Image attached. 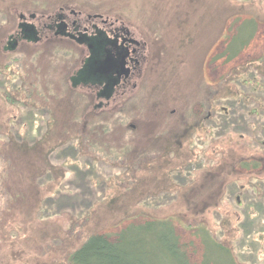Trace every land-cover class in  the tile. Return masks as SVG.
<instances>
[{
	"label": "rangeland",
	"instance_id": "obj_1",
	"mask_svg": "<svg viewBox=\"0 0 264 264\" xmlns=\"http://www.w3.org/2000/svg\"><path fill=\"white\" fill-rule=\"evenodd\" d=\"M95 14L145 47L123 98L112 86L97 101L77 93L97 84L99 64L47 31L48 17L82 32ZM245 27L251 41L227 60ZM7 142L44 156L29 162L38 173L0 156V175L15 180L0 194V264H68L90 235L114 241L152 220L172 223L192 264L207 234L237 264H264V0H0V147ZM253 161L260 171L244 172Z\"/></svg>",
	"mask_w": 264,
	"mask_h": 264
},
{
	"label": "trees",
	"instance_id": "obj_2",
	"mask_svg": "<svg viewBox=\"0 0 264 264\" xmlns=\"http://www.w3.org/2000/svg\"><path fill=\"white\" fill-rule=\"evenodd\" d=\"M49 19L53 17H48ZM33 20V19H30ZM241 26V25H240ZM239 34L233 36L230 41L229 52L231 57L230 60L236 56L242 48L248 45L253 37L252 32L248 27L244 28V34L242 37ZM74 73V71H73ZM73 76V75H72ZM71 76V77H72ZM69 77V80L70 78ZM69 90H76L77 88L72 87L71 84L67 87ZM86 89L91 96V89L86 87H79L77 93H81V90ZM97 101L98 98H95ZM109 101H115L114 98L110 97ZM105 100L106 102L108 101ZM112 102V103H113ZM99 103L93 105V110L101 111L104 108ZM190 118V116H188ZM199 119V118H198ZM209 119V118H208ZM206 120L205 117H201L198 121L203 123ZM210 120V119H209ZM208 120V122H209ZM226 119H223V122ZM215 124V120H210ZM217 121V120H216ZM205 123H207L205 121ZM195 124V123H194ZM200 124H195L198 126ZM5 150L0 147V156L5 161L11 162L15 160L14 156H20L24 158V162L27 163L28 171L35 170L40 172L36 167L34 168L30 164L37 155L42 157L44 153L40 150H36L34 146L27 144V147L15 148L9 145L7 142L4 144ZM21 146V145H19ZM243 164V168L246 169L244 172L254 173V171H260V165L258 162L253 161L252 166L248 163ZM250 166V167H249ZM38 169V170H37ZM249 169V170H247ZM259 169V170H258ZM5 175V174H4ZM3 175V176H4ZM0 175V194L6 195L12 188V183L15 180H6ZM22 182L18 180V183ZM15 184V183H14ZM242 191V190H240ZM245 196V194H241ZM264 195V194H263ZM191 227V226H190ZM213 238V237H212ZM203 253L201 262L198 264H227V260L222 259L223 253L230 258V264H237L234 255L229 248H225L218 242H214L210 235L207 234L203 239ZM68 264H192L188 258V250L186 245H182L179 238L176 236L174 227L170 221L165 223H159L157 221L145 222L140 225H130L122 229L116 236L114 241L110 240L105 234H92L86 238L82 245L72 252L68 257Z\"/></svg>",
	"mask_w": 264,
	"mask_h": 264
},
{
	"label": "flooded vegetation",
	"instance_id": "obj_3",
	"mask_svg": "<svg viewBox=\"0 0 264 264\" xmlns=\"http://www.w3.org/2000/svg\"><path fill=\"white\" fill-rule=\"evenodd\" d=\"M91 18L98 19L99 16L95 14ZM47 31L54 37L71 38L76 44L79 43L80 48L87 50L84 62L99 64L94 72L97 84L94 87L87 86L95 97L100 98L98 94L112 86V96L123 98L137 87L136 81L142 74L145 47L122 23L117 20L107 23V19L103 21L99 18V23L80 32L76 22H67L64 16L55 15L51 18ZM88 39L96 45L85 43ZM84 67L81 63L73 76L82 74ZM80 86L85 87V84Z\"/></svg>",
	"mask_w": 264,
	"mask_h": 264
}]
</instances>
